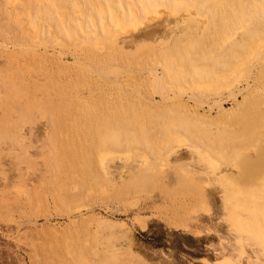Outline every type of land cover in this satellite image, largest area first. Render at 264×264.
<instances>
[{"label":"rangeland","instance_id":"374dc122","mask_svg":"<svg viewBox=\"0 0 264 264\" xmlns=\"http://www.w3.org/2000/svg\"><path fill=\"white\" fill-rule=\"evenodd\" d=\"M132 1L0 0V264H264V0Z\"/></svg>","mask_w":264,"mask_h":264},{"label":"bare ground","instance_id":"6f19581e","mask_svg":"<svg viewBox=\"0 0 264 264\" xmlns=\"http://www.w3.org/2000/svg\"><path fill=\"white\" fill-rule=\"evenodd\" d=\"M140 1V5L138 4V6H137V2H136V0H133L132 1V4L133 5H135L136 7H138V8H145V9H148V7L150 6V5H154V4H156L157 3V0H139ZM126 6V5H125ZM129 9V8H128ZM22 10V9H21ZM21 10H19L20 12H21ZM136 10V8L135 9H133V8H131L130 9V11H132V13H134V11ZM137 13V12H136ZM158 13H161V12H158ZM22 14V13H21ZM138 17H136V18H134L135 20L137 19ZM154 18L152 17V16H148V21H152ZM138 21H136V23H137ZM143 22H141L140 24H142ZM66 24H70V22L68 23H66ZM65 24V25H66ZM66 26H70V25H66ZM65 26V27H66ZM72 27H73V25H72ZM66 29H67V27H66ZM70 29V28H69ZM75 29H77L76 27H75ZM53 32V31H52ZM77 38V37H76ZM112 42L111 43H114V44H116L115 42L117 41V38H113L112 40H111ZM41 42V41H40ZM110 44V43H109ZM118 44V43H117ZM56 47V46H55ZM114 48V47H113ZM110 50H111V48H110ZM36 51V50H35ZM112 51V50H111ZM61 53V52H60ZM64 55V54H63ZM253 114V113H252ZM254 116V115H253ZM251 118V117H250ZM255 119H256V117H255ZM254 119V120H255ZM250 121H252L251 119H250ZM256 121V120H255ZM250 124V123H249ZM253 124V123H252ZM251 125V124H250ZM262 126H264V125H262ZM256 127L257 126H252V127H250L249 128V135H250V137H251V143L249 144L250 145V147H251V149H253L254 151H255V153H257V154H259V158H261V160H260V162H258V163H256V165L254 164V161L249 165V170L247 171V177H249V182H251V186H250V199H252L253 201H256V200H259L260 198L258 197V195L256 196V193H257V189H256V187L258 186V185H263L264 186V163H263V159H264V132H261V131H257L256 130ZM257 139H259L258 141H259V143L257 144V145H255V141L257 140ZM108 146H110V145H108ZM105 148L107 147V146H104ZM250 150V149H249ZM110 151V150H109ZM263 160V161H262ZM102 164H103V168H104V172L106 173V174H108V171L109 170H107L108 169V165H106V162L105 161H103L102 162ZM258 164V165H257ZM255 191H256V193H255ZM251 209L253 210L251 213H253L252 214V221H251V224H249L248 226H250L253 230H251V231H253L254 232V234H255V236H257L259 233H263L264 234V230H262V228H260L261 226H259V224L257 223V219H256V211L258 210V208L256 207V206H253V207H251ZM240 230H243V226H242V224L240 225ZM245 228V227H244ZM259 229L260 231L258 232L256 229ZM260 243H261V250H263L264 249V238L262 239V240H260ZM225 263H227V262H225ZM230 264H233L232 262H230ZM238 264V263H237Z\"/></svg>","mask_w":264,"mask_h":264}]
</instances>
